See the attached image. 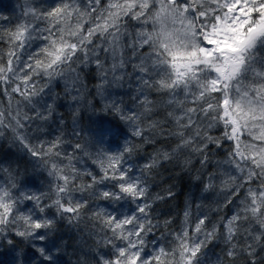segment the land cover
Wrapping results in <instances>:
<instances>
[{"label": "snow or ice", "instance_id": "6c2138e0", "mask_svg": "<svg viewBox=\"0 0 264 264\" xmlns=\"http://www.w3.org/2000/svg\"><path fill=\"white\" fill-rule=\"evenodd\" d=\"M3 140L24 155L0 146V264H264V0H21L0 12ZM163 163L211 201L177 228ZM85 219L72 262L58 225Z\"/></svg>", "mask_w": 264, "mask_h": 264}, {"label": "trees", "instance_id": "16d2710c", "mask_svg": "<svg viewBox=\"0 0 264 264\" xmlns=\"http://www.w3.org/2000/svg\"><path fill=\"white\" fill-rule=\"evenodd\" d=\"M21 0H0V12L4 14H11V11L15 5L20 3ZM91 87V84H89ZM57 91H62V88H57ZM127 99V97H125ZM63 104V107H59L58 112L63 114V118L66 121V126L62 129L65 133V139L71 141L72 143L77 142L75 137L71 135L72 132V110L68 107L66 101L61 100L59 102ZM102 115V114H101ZM58 118V117H57ZM95 118L91 110H84L79 118V125L86 127L90 119ZM108 121H115L112 116L104 117ZM0 146L3 150L10 151L16 155L23 156L24 154L18 151V147L9 148L7 140L0 141ZM71 150L70 148L68 149ZM147 151H152L151 148ZM23 166L24 161H21ZM26 177H34L36 174L33 172L32 167L29 165L27 167ZM193 174H188L182 171L180 167L174 166L168 163H163L159 169L158 174H155L150 178L149 183L151 185V192L153 194H160L165 196L164 200L158 201L154 205L155 213L159 214L161 220H166L169 218H174L173 228H177L180 225L182 219V213L188 202L192 203V210L195 213V205L198 203H203L209 205L211 201L208 199H203L200 187L198 183L193 179ZM43 182L44 188L42 190H47V179L45 176L41 175L38 177V181ZM171 191L174 195L170 198L167 197V192ZM214 206V205H213ZM60 229V234L63 235L64 240L67 242L69 247L66 250V259L75 262L77 259L76 255H72L73 252H79L80 249H89L96 246L97 237L93 235V224L87 219L82 220L78 226L68 227L66 223H60L58 225ZM21 247H25L21 245ZM28 254H31L30 249H26ZM219 251V249H216ZM9 259V254L6 249H0V260L7 261Z\"/></svg>", "mask_w": 264, "mask_h": 264}]
</instances>
